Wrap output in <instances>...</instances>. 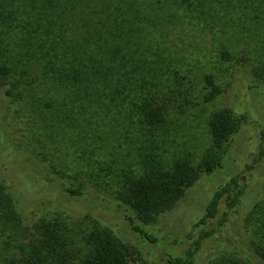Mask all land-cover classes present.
I'll return each mask as SVG.
<instances>
[{
    "label": "rangeland",
    "instance_id": "374dc122",
    "mask_svg": "<svg viewBox=\"0 0 264 264\" xmlns=\"http://www.w3.org/2000/svg\"><path fill=\"white\" fill-rule=\"evenodd\" d=\"M240 14V20L225 26L210 28L206 22L189 20L171 24L167 40L160 44L143 37L140 49L150 55L149 59L155 52L171 54L172 67H179V75L191 68L192 81L190 95L171 93L164 103V123L142 129L147 138L124 131L107 115L90 113L86 93L75 92L66 82L49 77L31 53L10 54L12 70L6 84L0 86V183L21 214L17 223L12 222L15 231L10 237L1 236L12 242L2 248L0 244V264H7L20 246L41 236L45 225L52 229L56 223L68 239L64 249L67 258L60 264H80L103 231L126 245L139 264H173L167 253L183 251L191 241L189 232L198 234L201 228L217 226L219 217L206 225L199 220L214 190L239 170L245 183L243 197L229 211L224 234L204 239L193 254L192 264H249L225 236L234 229L237 239L261 244L264 227V156L246 168L258 153L264 129V81L252 76L264 60V9L259 13L242 10ZM243 40L249 41L252 49ZM224 41L241 48L231 53V60L225 61L220 55ZM73 43L69 53L75 55L70 62L76 56L80 63L83 52H78L79 41ZM247 47L251 58L241 74L233 72L232 76V65ZM14 49L18 50L16 46ZM208 75L222 92L206 101L211 88ZM176 81H172L174 87ZM255 81L257 88L247 89ZM5 87L11 88L9 97L4 95ZM223 108L231 109L239 128L227 142L217 145L209 120ZM100 109L107 111V106L102 104ZM27 157L52 165L58 179L49 180L41 170L29 167ZM176 161L188 162L200 176L170 209L144 225L158 239V243L148 242L124 217L125 213L135 216L125 192L132 180L156 169L171 170ZM218 161L223 163L221 168L210 174L204 171ZM22 165L26 170L20 172ZM58 182L80 186L85 194L71 195L58 187Z\"/></svg>",
    "mask_w": 264,
    "mask_h": 264
},
{
    "label": "trees",
    "instance_id": "16d2710c",
    "mask_svg": "<svg viewBox=\"0 0 264 264\" xmlns=\"http://www.w3.org/2000/svg\"><path fill=\"white\" fill-rule=\"evenodd\" d=\"M261 9H264V0H0V86L6 84L5 79L11 73L14 63L11 55L15 52L20 55L21 51L27 55L31 53L49 77L60 83L66 82L75 92L86 93L90 113L107 115L124 131L147 138L142 129H153L164 123L167 110L164 103L172 97L171 93L190 95L192 81L191 68L186 70L188 73L182 71L183 75H179V67H172L171 54L155 52L149 59L150 55L140 49L144 44L143 37L160 44L167 40L171 24L189 20L195 24L206 22L210 28L225 26L234 19L240 20L242 10L259 13ZM75 41H79L78 52L80 49L83 52L80 63L75 61L76 56L70 62V57L75 54L70 55L69 48H73ZM224 42L220 55L225 61L231 60V53L236 54L241 48ZM242 43L252 49L249 41ZM250 52L249 48L244 50L235 60L232 76L233 72L241 74L243 65L251 58ZM252 76L264 81V60ZM171 80L178 85L174 87ZM207 82L211 88L204 98L209 101L222 89L211 75L207 76ZM255 82L248 84L247 89L257 88ZM3 92L9 97L11 88L5 87ZM102 104L107 106V111L100 109ZM238 122L229 108L215 111L209 120L214 142L217 145L227 142L238 130ZM263 156L264 129L260 133L258 153L246 168L253 167ZM27 160L29 167L41 170L47 179H58L52 165L33 157H27ZM23 166L20 172L26 170ZM222 166L223 163L218 161L206 166L204 171L210 174ZM242 174L241 170L231 174L214 190L205 206L199 223L206 225L208 220L219 217L217 226L201 228L198 234L189 232L187 238L191 241L183 251L167 253L171 263L192 264L193 254L204 239L224 234L227 215L239 205L245 192ZM199 176V170L188 162L176 161L171 170L156 169L132 180L125 192V200L135 211V216L124 214L128 224L148 242L158 243L157 237L144 225L170 209ZM20 179L22 182V176ZM57 186L74 196L85 194L80 186L60 182ZM20 214L13 197L5 193L4 185L0 183L1 248L11 244L12 240H2L1 236L10 237V232L15 231L12 222L17 223ZM60 226L56 223L51 229L45 225L41 236L20 246L7 264L64 262L68 239L62 235V228L60 232ZM8 228L10 231L4 234ZM260 237L261 244L254 245L237 239L234 229L225 236L231 244L235 243L249 264H264V227ZM94 241L92 252L80 264H139L132 258L129 248L115 241L108 232H100Z\"/></svg>",
    "mask_w": 264,
    "mask_h": 264
}]
</instances>
